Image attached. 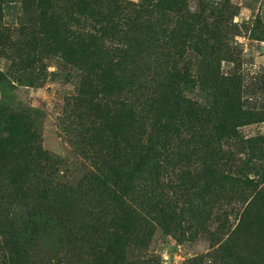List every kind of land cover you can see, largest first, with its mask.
Wrapping results in <instances>:
<instances>
[{"label":"rangeland","instance_id":"374dc122","mask_svg":"<svg viewBox=\"0 0 264 264\" xmlns=\"http://www.w3.org/2000/svg\"><path fill=\"white\" fill-rule=\"evenodd\" d=\"M2 217L32 264H264V0H0Z\"/></svg>","mask_w":264,"mask_h":264},{"label":"trees","instance_id":"16d2710c","mask_svg":"<svg viewBox=\"0 0 264 264\" xmlns=\"http://www.w3.org/2000/svg\"><path fill=\"white\" fill-rule=\"evenodd\" d=\"M54 18L58 19L57 16ZM75 22H79V20L75 19L74 23ZM83 27H85L84 24H81L79 27H74L72 24H66L63 22L61 34L65 35V39L67 40H83L89 44H94L96 49H100L102 45L99 44V38L94 34L95 32L91 33L89 30H81ZM131 65L132 63L129 66H124V72H126V74L131 71ZM124 106H127L126 103H124ZM23 241L24 238L20 228H17L15 224H12L11 219L6 217L0 218V249L1 251L4 249L6 252L12 249V251L9 252V255H14V258L10 260L9 263L4 262L5 258L2 259V262L5 264H32L29 253L25 250L27 244L23 243ZM255 258V254H250L249 257L247 259L244 258V261L240 262V264L262 263V260L259 259L258 261L255 260Z\"/></svg>","mask_w":264,"mask_h":264}]
</instances>
